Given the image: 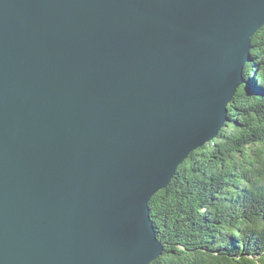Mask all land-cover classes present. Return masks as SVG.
<instances>
[{
  "label": "water",
  "instance_id": "water-1",
  "mask_svg": "<svg viewBox=\"0 0 264 264\" xmlns=\"http://www.w3.org/2000/svg\"><path fill=\"white\" fill-rule=\"evenodd\" d=\"M264 0H0V264H149V201L214 139Z\"/></svg>",
  "mask_w": 264,
  "mask_h": 264
},
{
  "label": "trees",
  "instance_id": "trees-1",
  "mask_svg": "<svg viewBox=\"0 0 264 264\" xmlns=\"http://www.w3.org/2000/svg\"><path fill=\"white\" fill-rule=\"evenodd\" d=\"M251 46L258 90L239 87L218 135L149 201L163 247L149 264H264V27Z\"/></svg>",
  "mask_w": 264,
  "mask_h": 264
},
{
  "label": "bare ground",
  "instance_id": "bare-ground-1",
  "mask_svg": "<svg viewBox=\"0 0 264 264\" xmlns=\"http://www.w3.org/2000/svg\"><path fill=\"white\" fill-rule=\"evenodd\" d=\"M264 27V26H263ZM256 35V34H255ZM252 41V40H251ZM252 47V46H251ZM252 49H253V47H252ZM251 49V50H252ZM250 50V51H251ZM250 51H249V57L251 56V53H250ZM253 56V55H252ZM251 56V57H252ZM261 64V63H260ZM263 66V65H262ZM261 67V66H260ZM254 76H255V73L253 74V75H251V76H247V78H245V79H247V80H249V83L248 82H246V80L243 78V81L241 82V88H242V86L244 87V92H253V91H256V90H258V86H256V84L255 83H253V81H254ZM251 78V79H250ZM258 79V78H257ZM258 82V81H257ZM260 82V81H259ZM240 88H237V90H236V92L239 90ZM248 90V91H247ZM236 92L234 93V95L232 96V98L231 99H233L234 98V96L236 95ZM248 92V93H249ZM238 94V93H237ZM239 95V94H238ZM241 99V98H240ZM241 187V186H240ZM158 192H160V191H158ZM148 206H149V204H148ZM157 215V214H156ZM149 216H150V214H149ZM150 220L152 221V219H151V216H150ZM152 223H153V221H152ZM162 223V222H161ZM153 227L155 228V226H154V224H153ZM222 232V231H221ZM156 233V232H155ZM211 241V240H210ZM212 243V242H211ZM210 243V244H211ZM212 245V244H211ZM234 251V250H233ZM163 254V253H162ZM205 257V256H204ZM166 259V258H165ZM205 259V258H204ZM209 259V258H208ZM249 260V259H248ZM154 262H155V260H153ZM152 261V262H153ZM151 263V262H150ZM208 263V262H207ZM212 263V262H211Z\"/></svg>",
  "mask_w": 264,
  "mask_h": 264
},
{
  "label": "rangeland",
  "instance_id": "rangeland-1",
  "mask_svg": "<svg viewBox=\"0 0 264 264\" xmlns=\"http://www.w3.org/2000/svg\"><path fill=\"white\" fill-rule=\"evenodd\" d=\"M249 61H250L249 63L245 62V64L243 65V71H242V77H243V78H244V76H245V74H246V73H244L245 67H247V66L253 67V64H254V62H253V61H254L253 57L250 56V60H249ZM254 65H255V64H254ZM245 72H248L249 74L253 73V72H252V69H251V70H245ZM254 72H256V70H255ZM247 76H249V75L246 74V77H247ZM239 87H240V86H239ZM239 87H238V88H239ZM231 100H232V99H231ZM231 100H230V102H231ZM230 102H229V103H230ZM229 103H228V105H229ZM228 105H227V107H228ZM227 114H228V109H227ZM227 121H228V119H227V117H226V121H225V123H226ZM223 127H224V126H223ZM223 127H222V128H223ZM222 128H221V129H222ZM221 129H220V130H221ZM219 132H220V131H219ZM192 153H193V152H192ZM190 154H191V153H190ZM155 232H156V231H155Z\"/></svg>",
  "mask_w": 264,
  "mask_h": 264
}]
</instances>
